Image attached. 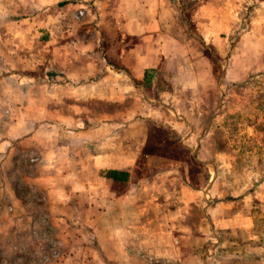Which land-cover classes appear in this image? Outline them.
<instances>
[{
	"label": "rangeland",
	"instance_id": "rangeland-1",
	"mask_svg": "<svg viewBox=\"0 0 264 264\" xmlns=\"http://www.w3.org/2000/svg\"><path fill=\"white\" fill-rule=\"evenodd\" d=\"M50 1L0 0V142L13 150L0 157V264H88L96 245L89 220L98 216L89 205L96 199L92 192L98 187L104 196L97 201L111 200L127 188L103 180L106 162L88 159L92 152H110L115 164L129 153L125 166L132 187L141 179H163L172 169L178 192L181 185L186 189L180 202L190 193L207 195L213 207L241 202L242 210L256 216L252 244L264 249V0H209L202 28L186 13V57L171 50L168 69L157 73L153 91L159 102L147 111L141 159L140 94L74 98L70 88L63 89L69 83L60 78L63 72L81 75V67L63 62L56 49L59 34L51 30L60 3ZM67 105L86 122L111 126L91 132L82 125L76 131L91 144L63 149L59 136L73 130L51 120L57 111L70 117L63 111ZM71 152L84 158L73 164L83 171L66 161ZM93 164L101 168L102 181L88 170ZM44 201L51 207L47 218ZM8 204L12 216L2 210ZM210 244L216 247L218 238Z\"/></svg>",
	"mask_w": 264,
	"mask_h": 264
},
{
	"label": "crops",
	"instance_id": "crops-1",
	"mask_svg": "<svg viewBox=\"0 0 264 264\" xmlns=\"http://www.w3.org/2000/svg\"><path fill=\"white\" fill-rule=\"evenodd\" d=\"M50 2L60 3L56 26L51 30L59 34L56 49L60 50L63 62L75 66L77 62L81 67V75L74 71H64L62 77L58 75L69 82L62 86L63 89L67 91L70 88L74 98L88 94L91 99L111 100L132 97L134 92L140 94L141 159L145 156L144 146L150 126L147 117L151 115L147 111L149 108L152 111V104L159 102L154 100L153 91L157 73L168 69L171 50H180L181 57H186L183 52L186 44L183 18L189 12L191 21L202 28V18L209 15V0ZM80 11L82 16L74 21ZM70 20L76 23L72 28H69ZM50 44L48 42L45 47H50ZM166 75L163 77L168 78ZM79 81L88 83L80 86ZM75 108L74 105H67L63 109L70 112V117L60 116L61 111L52 116L51 122L58 128L73 130L59 136L58 145L63 149L65 145L91 144L83 140L86 136L84 132L76 131L77 128L84 126L91 131L95 126H111L104 120L99 124L91 119L86 122L76 116ZM24 109L27 110L26 105ZM6 151H11L10 155L13 151L9 142H0V157ZM128 156L129 153L126 157H117L119 164L114 163L115 156L110 152H92L88 159L106 162V171L126 172ZM65 159L73 170L83 171V168H77L83 157L76 158L71 152L66 154ZM88 170L95 176L94 180L102 181L101 168L97 169L96 164ZM176 173V170H165L163 179H141L134 187L128 179L114 182L104 177L105 182L124 184L127 188L111 200L97 201L98 196H104V190L97 193L98 187L92 192L96 199L89 205L94 215L96 212L98 216L89 220L90 234L94 235L96 245L88 256V264H264V249L254 247L251 241L256 238L253 225L256 216L250 210H242L241 202H224L213 207L204 200L207 195L200 193H190L180 202V195H184L186 189L181 185L178 192ZM35 189L42 194L41 185L36 184ZM139 193L140 202L134 200ZM41 209L46 211V218L49 217L51 207L45 201ZM2 210L12 216L14 208L8 204L3 205ZM2 219L1 215L0 221ZM216 237L219 244L211 246L210 241Z\"/></svg>",
	"mask_w": 264,
	"mask_h": 264
},
{
	"label": "trees",
	"instance_id": "trees-1",
	"mask_svg": "<svg viewBox=\"0 0 264 264\" xmlns=\"http://www.w3.org/2000/svg\"><path fill=\"white\" fill-rule=\"evenodd\" d=\"M128 173L117 171V170H108L105 172L104 177L110 179L114 182H125L127 179Z\"/></svg>",
	"mask_w": 264,
	"mask_h": 264
},
{
	"label": "built area",
	"instance_id": "built-area-1",
	"mask_svg": "<svg viewBox=\"0 0 264 264\" xmlns=\"http://www.w3.org/2000/svg\"><path fill=\"white\" fill-rule=\"evenodd\" d=\"M82 14H83V12H78V14L76 15V18H78V17H81L82 16Z\"/></svg>",
	"mask_w": 264,
	"mask_h": 264
}]
</instances>
